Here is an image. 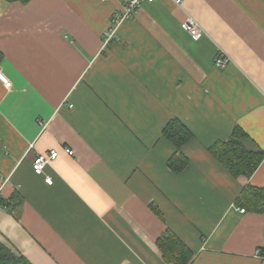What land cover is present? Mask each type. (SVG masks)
Listing matches in <instances>:
<instances>
[{"label": "crops", "instance_id": "crops-1", "mask_svg": "<svg viewBox=\"0 0 264 264\" xmlns=\"http://www.w3.org/2000/svg\"><path fill=\"white\" fill-rule=\"evenodd\" d=\"M123 4L0 0V244L32 264H170L157 245L170 230L190 264H264V214L237 204L264 189V161L236 178L210 152L237 126L264 151V0L145 2L104 46ZM174 118L193 135L181 173L164 136Z\"/></svg>", "mask_w": 264, "mask_h": 264}, {"label": "trees", "instance_id": "trees-1", "mask_svg": "<svg viewBox=\"0 0 264 264\" xmlns=\"http://www.w3.org/2000/svg\"><path fill=\"white\" fill-rule=\"evenodd\" d=\"M28 4L31 0H7ZM4 56L0 52V63ZM164 136L175 148L174 154L168 161V167L174 173L183 172L190 164L188 157L183 152L186 143L192 140L193 135L186 125L177 118L172 119L164 129ZM250 137L240 127H235L231 136L226 141H218L210 148L211 154L233 176L250 178L264 161V151L258 148L255 151L246 147ZM23 204L22 197L15 193L5 207L17 212ZM237 204L245 211L256 214H264V189L247 186L237 199ZM156 215L164 220V216L157 208L153 209ZM157 245L163 254V258L170 264H190L194 258V252L172 231H166L158 240ZM0 264H32L25 256L17 255L6 246L0 244Z\"/></svg>", "mask_w": 264, "mask_h": 264}, {"label": "built area", "instance_id": "built-area-1", "mask_svg": "<svg viewBox=\"0 0 264 264\" xmlns=\"http://www.w3.org/2000/svg\"><path fill=\"white\" fill-rule=\"evenodd\" d=\"M155 0H124V4L122 6V9L114 14L111 20V26L104 34L103 42L104 46L111 43L117 34L118 29L122 26L124 22H126L128 19H130L142 6L145 2H154ZM177 5L181 6L184 2V0H173ZM182 28L185 32H187L192 39L194 40H200L204 37V31L200 24L194 20L193 18L189 17L185 20V22L182 24ZM228 63V58H226L224 55L219 56L215 60V66L218 68H223ZM0 78L3 81V83L7 86H11V82L7 80L1 73ZM33 145L30 146L31 149H33ZM66 152L69 155H74L73 150L66 149ZM59 156L58 151L51 150L47 154H37L34 159L33 163V169L34 172L37 175H44L46 167L53 161H55ZM46 183L49 185L53 184V180L50 177L46 178ZM241 212H245V209H242ZM257 253H261V249H258Z\"/></svg>", "mask_w": 264, "mask_h": 264}]
</instances>
